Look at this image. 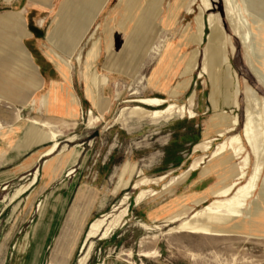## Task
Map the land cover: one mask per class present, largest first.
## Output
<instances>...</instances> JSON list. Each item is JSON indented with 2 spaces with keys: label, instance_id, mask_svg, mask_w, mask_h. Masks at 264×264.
Returning a JSON list of instances; mask_svg holds the SVG:
<instances>
[{
  "label": "rangeland",
  "instance_id": "rangeland-1",
  "mask_svg": "<svg viewBox=\"0 0 264 264\" xmlns=\"http://www.w3.org/2000/svg\"><path fill=\"white\" fill-rule=\"evenodd\" d=\"M49 1L53 7L51 5V9L46 10L35 7L33 0H0V156L6 162L0 172L17 168L33 152L15 173L35 165L36 156L52 143L41 136L43 130L40 127H32L30 123L34 119H48L55 123L53 129L60 134L57 138L60 146L54 156L42 159L39 165L53 159L65 147L64 153H67L79 145L83 149L81 153L87 155L84 173H89L93 179L101 176L104 180L103 198L108 204L104 215L118 214L121 209H127L126 216L106 239L89 240L94 244L92 262L104 264L114 259L120 264H264V241H248L239 237L212 238L172 231L180 222L170 223L169 218L184 206L200 209L202 205L193 206V203L211 192L223 173L221 169L213 168L204 177L199 176L200 172H193L167 192L161 190L162 184L150 186L159 194L147 195L138 205V191L131 185L117 195L113 194L121 168L128 162L135 164L137 170L149 178L172 172L165 183L184 172L195 157L202 155L194 154V146L204 139L209 123L222 116L223 112L233 110L222 100L210 102V81L207 77L198 78L199 69L192 75L189 89L171 100L179 105L187 104V98L193 93L195 97L188 108L196 114L194 119L173 115L159 120H140L125 115L116 123L120 110L137 105L128 103L129 100L170 98V88L180 80L176 68L178 59L196 48L188 41L195 32L194 18L199 12V0L191 6V14L186 8L179 7V0H153L149 5L142 0L125 29L121 28L120 21L126 19L127 14L124 7L114 11L117 0H107L103 10L105 6L107 9L102 15L99 16L97 11V15L91 18L67 15L68 8H72L76 0ZM211 3L212 12L220 16L223 28L235 46L230 60L241 85L247 82L264 97V90L247 68L243 48L241 50V44L225 19L222 0H211ZM33 9L44 13L30 16ZM143 10L146 15L134 25ZM21 11H25L22 18L9 13ZM108 16L112 20L115 43L112 52L108 50L103 35V25ZM249 21L256 55L264 67V45L263 50L260 49L257 32V26L264 29V1L256 11H251ZM136 29L139 32L134 33ZM205 33H208L207 29ZM202 49L203 46L199 48L200 51ZM79 56L80 64L77 61ZM93 73L103 74L108 79L102 94L109 105L102 117L94 106L97 98L93 99L89 94L90 89L94 91L89 80ZM67 87L75 96L77 106L72 105L66 96L64 89ZM90 111L100 121L87 128ZM236 114L242 122V111ZM220 140L214 142L213 147ZM39 167L15 180L10 188L4 187V191H0V208L11 202L10 198L17 189L32 181ZM138 175L135 174L133 180H137ZM198 177H211L210 187L201 193L190 188ZM27 192L17 197L15 204L23 201ZM124 196L128 200L120 205ZM115 207L117 210L114 212ZM140 251L157 252V256L142 258L138 256ZM128 252H132L131 257L127 256Z\"/></svg>",
  "mask_w": 264,
  "mask_h": 264
},
{
  "label": "bare ground",
  "instance_id": "bare-ground-1",
  "mask_svg": "<svg viewBox=\"0 0 264 264\" xmlns=\"http://www.w3.org/2000/svg\"><path fill=\"white\" fill-rule=\"evenodd\" d=\"M106 1L101 0L102 5ZM144 1L149 5L152 4L153 0ZM179 1V7L186 8L188 13L191 14V6L195 0ZM263 1L222 0V5L224 16L231 32L241 44V50L243 48L247 68L257 84L264 90V67L256 55L254 34L249 21L251 11H256L259 4L263 3ZM199 2V12L194 18L195 32L188 41V44H194L196 48L185 56L178 57L176 68H178L177 77H180V80L170 88V98L129 100L127 101L128 103H136L137 105L124 107L120 110L116 123L120 122L125 115L129 118L140 120H159L173 115L194 119L196 114L188 108L194 100L195 95L193 93L187 98V104L179 105L171 100L178 98L189 89L192 75L199 69L198 78L207 77L210 81V102L222 100L223 103L229 104L234 111L223 112L222 116H218L209 123L204 139L194 146V154L200 153L202 155L195 157L192 164L184 172L173 176L165 183V180L172 176V172L163 176L149 178L144 176L142 171H138L135 164L128 162L121 168L113 194L117 195L131 185L133 190L138 191V193L136 192V205H138L147 195L156 196L159 194V192L151 189L150 186L162 184L161 190L167 192L173 185L184 181L193 172H200L199 176L204 177L213 168L221 169L223 173L219 175L218 182L212 186L211 192L206 196L203 195L204 197L193 203V206L202 205L200 209L195 210L191 206H181L182 209L175 211L173 216L169 218L168 222L170 223L180 222L172 231L212 238L239 237L248 241L261 242L264 241V97L260 96L247 82L244 81L243 85H241L230 60L235 53V46L231 38L226 34L220 16L212 12L211 0H199ZM142 3V0L116 1L114 11L124 7L127 14V18L120 21L122 29H125L130 17L134 15L137 7ZM144 9L147 11L146 7ZM144 14L146 15V12L144 13L143 10L141 15L135 20L134 25L138 24L139 19ZM205 15H207V18H205ZM206 29L208 31L207 34L205 33ZM137 32H139L138 29L134 33ZM257 32L260 38V49H262L264 45V29L257 26ZM103 35L108 50L112 52L115 48V43L112 20L109 16L106 17L103 25ZM127 45H129V40ZM201 46H203L202 51L199 50ZM77 61L80 64V56ZM89 80L94 88V91L90 89V97L92 96L93 99L97 98L94 106L98 110L99 116L102 117L109 105L108 99L102 94V90L107 86L108 79L103 74L93 73L90 75ZM64 92L71 100L72 105L77 106L76 98L70 88H65ZM146 107L154 109H147ZM237 111H242V122H240L239 115L236 114ZM99 121L100 119L95 118L90 111L88 113L87 128L94 127ZM30 124L32 127H40L43 130L41 136L43 135L48 142L52 143L42 155L44 157L54 156L60 146L57 140L60 134L52 126L55 123L48 119H34ZM239 127H241L240 132H238ZM218 139L221 140L213 147V143ZM65 149L66 147L45 164V172L51 170L54 165L55 170H63L64 167H73L77 163L81 150H83L81 146L76 145L67 153H64ZM227 167L229 169H226ZM72 172L73 169L70 168L68 175ZM137 173L139 174L137 180H133L134 175ZM36 177L37 172L33 181L17 189L10 201L12 202L26 192L35 182ZM209 198H211L210 201H208ZM127 200L128 197L124 196L119 204H124ZM116 210L117 207L113 209L114 212ZM126 213L127 209L123 208L118 214L109 213L103 215L90 225L87 233L86 256L80 260V264L85 262L93 249L94 244L89 240L95 238L106 239L119 225L122 218L126 216ZM127 256L131 257L132 252H128ZM138 256L142 258L156 257L157 252L140 251Z\"/></svg>",
  "mask_w": 264,
  "mask_h": 264
},
{
  "label": "crops",
  "instance_id": "crops-1",
  "mask_svg": "<svg viewBox=\"0 0 264 264\" xmlns=\"http://www.w3.org/2000/svg\"><path fill=\"white\" fill-rule=\"evenodd\" d=\"M33 1L37 8L49 10L51 5L53 7L49 0ZM76 1L72 8H68L70 13L67 15L91 18L97 15V11L101 16L107 9L105 6L103 10L106 2L102 5L101 0H84L83 3L82 0ZM42 12L44 13L43 10L33 9L29 15L40 16ZM9 13L20 18L25 16V11ZM36 29L39 31L40 27ZM34 153H31L17 168L0 172V191H4V187L10 188L15 180L23 178L26 174L29 175L36 166H40L39 170L37 169L35 182L27 190L28 192L26 191L25 199L19 204H15L17 201L14 200L0 208V264H80V260L86 256L88 244L86 233L89 225L93 220L104 215L108 207L107 200L103 198L104 180L101 176L93 179L89 173H84L83 167L86 162L84 160L87 155L83 153L73 167L55 170L54 165L46 172L43 165L50 160L39 165L42 159L47 158L40 153L35 158L34 166L16 174V169ZM5 163L0 156V170L5 167ZM70 168H73L74 172L68 175ZM35 174L36 171L34 176ZM209 180L211 177L203 179L198 177L190 184V188H194L196 193L204 192L210 187ZM82 264L99 263L92 262L90 252ZM104 264L120 263L112 259Z\"/></svg>",
  "mask_w": 264,
  "mask_h": 264
}]
</instances>
